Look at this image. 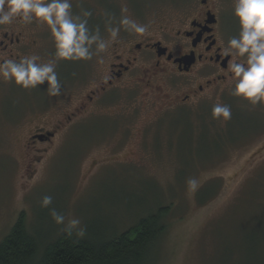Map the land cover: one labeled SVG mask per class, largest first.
Here are the masks:
<instances>
[{"label":"rangeland","instance_id":"obj_1","mask_svg":"<svg viewBox=\"0 0 264 264\" xmlns=\"http://www.w3.org/2000/svg\"><path fill=\"white\" fill-rule=\"evenodd\" d=\"M197 1L70 0L73 15L92 13L88 28H99L105 40L122 16L148 32L137 36L121 27L117 40L92 60L57 62L61 90L55 97L47 82L24 90L0 79V243L22 214L33 235L53 237L73 218L85 233H122L162 206L169 208L166 230L149 264H264V105L233 97L234 81L185 104L203 80L137 65L77 124L59 128L51 143H32L33 134L66 122L106 81L115 43L124 54L144 37L161 41V28L172 32ZM225 18L229 34L237 36L233 13ZM28 40L26 56H39L38 63L54 58L46 25L36 24ZM216 103L231 107L229 120L212 118ZM192 178L198 185L189 191ZM45 195L53 198L49 209L40 206ZM51 209L64 215V225L55 224Z\"/></svg>","mask_w":264,"mask_h":264},{"label":"clouds","instance_id":"obj_2","mask_svg":"<svg viewBox=\"0 0 264 264\" xmlns=\"http://www.w3.org/2000/svg\"><path fill=\"white\" fill-rule=\"evenodd\" d=\"M89 11L81 15H73L70 0H0V26L11 25L14 21L21 24L46 25L55 43V56L47 63H38L37 55L23 56L15 59H4L0 63V79L6 83L28 90L37 88L45 82L47 93L55 97L60 95L61 84L56 73L59 61H90L93 55L99 56L117 40L120 28L130 34L144 36L148 26L137 23L128 16H122L119 27H108L109 38L103 39L99 28L95 33L88 28ZM233 15L239 32L231 37L227 47L223 49L225 56H230L228 72L234 81L231 91L233 97L251 106L264 105V0H233ZM93 45L95 50L93 51ZM239 60V62H238ZM103 58L98 63H103ZM231 107L224 103H216L212 107V118L227 121L231 118ZM189 191L197 188L195 178L187 181ZM53 198L45 195L40 206L49 209ZM50 216L57 225L65 224V217L55 209ZM81 221L73 218L65 225L68 235L78 230L77 235L83 237L85 230L80 227Z\"/></svg>","mask_w":264,"mask_h":264},{"label":"flooded vegetation","instance_id":"obj_3","mask_svg":"<svg viewBox=\"0 0 264 264\" xmlns=\"http://www.w3.org/2000/svg\"><path fill=\"white\" fill-rule=\"evenodd\" d=\"M228 13H233V0H198L194 5L186 6L185 16L176 21L172 32L166 27L161 28V41L144 37L143 40L131 42L125 49L124 57L123 53H118L123 48L122 44L115 43L112 54L114 62L109 66L106 81L87 96V102L81 104L66 122L57 123L52 131L33 134L32 143H51L56 139L59 128L68 129L77 124L102 93L131 76L137 65L152 64L157 74L161 75L203 80L204 85L199 84L192 95L184 98L185 104L192 98H201L206 92L231 82V73L228 72L231 57L223 52L228 40L233 37L227 30L225 16ZM36 24L14 21L11 25L0 26V63L4 59L19 62L21 57L26 56L31 46L28 38Z\"/></svg>","mask_w":264,"mask_h":264},{"label":"trees","instance_id":"obj_4","mask_svg":"<svg viewBox=\"0 0 264 264\" xmlns=\"http://www.w3.org/2000/svg\"><path fill=\"white\" fill-rule=\"evenodd\" d=\"M168 210L160 206L122 233L87 231L82 238L78 230L33 235L22 214L0 243V264H149L166 230Z\"/></svg>","mask_w":264,"mask_h":264}]
</instances>
